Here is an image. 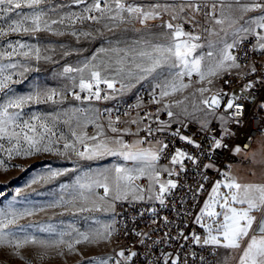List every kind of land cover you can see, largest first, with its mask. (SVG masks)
Returning <instances> with one entry per match:
<instances>
[{"label": "snow or ice", "instance_id": "obj_1", "mask_svg": "<svg viewBox=\"0 0 264 264\" xmlns=\"http://www.w3.org/2000/svg\"><path fill=\"white\" fill-rule=\"evenodd\" d=\"M236 4L240 6L243 12H261L262 14L256 17H250L245 21L247 27L242 26L239 30L233 33L234 36L243 39L240 33L252 34L256 36L257 46L261 51H264V34H261L257 29L264 30V0H250L249 3L241 4L240 0H235ZM72 4L77 6L84 5L82 13L61 11L63 8L69 7L68 4H53L52 0H0V20H5L9 13L15 12L16 19H12L7 23V26H0V37L6 36L10 33H37L48 32L52 35H65V32L59 27L63 28L74 27L75 24L81 23L85 20L99 23L101 20H108L117 22L119 24L131 23L133 21L139 22L143 26H147L148 21L160 19L161 14L158 11L162 6L160 4L150 5L146 10L144 7L134 3H128L127 0H92L89 4L88 0H71ZM165 11L172 9V20H182L183 23L192 22V20L184 19L181 13L186 9H192L193 12H199L202 7L198 0H182L181 3L163 6ZM27 8L30 11L20 12L18 9ZM216 5H212L213 12L211 15L217 25L225 23L224 18L215 17ZM98 14V15H97ZM205 15H210L205 13ZM183 23L173 24L172 22H165L161 27L169 31L165 35L169 36V42L166 44H153L145 42V47L137 51L132 49H114L117 53L116 60L117 67L115 74L122 76L123 79H135L137 81L146 80L151 77L155 81L153 102L160 103L164 98L182 91L189 87L184 82L185 77L191 79L195 74L199 77L198 82H202L210 77H215L221 72H227L230 68L239 67L236 63V56L232 49L237 44V40L232 43L224 41L222 46L216 48L215 45L209 43L210 49L206 56L210 60L205 63V57L194 56L198 48L203 47L199 43L201 37L195 32H185ZM235 23V21H233ZM107 26V25H106ZM112 28L109 27V31ZM223 30V29H222ZM71 35L79 39L80 36H88L90 33L71 32ZM183 38V39H182ZM103 51V50H102ZM123 53V55H121ZM135 53V55H132ZM70 54V53H66ZM14 57H22L27 60H35L39 63L42 59L51 61V57L42 55L40 47L16 41L15 44L9 42L5 50L0 51V92L6 93V99L0 103V153L6 154L9 159L14 156H31L35 153L52 152L57 155H64L69 152L75 154L82 160L98 159L105 155L119 156L125 161H132L137 166L128 168L120 165H113L111 169H105L94 175L84 174V177H77L76 184L73 187L71 200L65 201L61 198L60 201L54 202L48 207H65L72 205L77 208V212H107L114 208L113 200H120L126 198L127 193L145 191L143 188L137 186L134 182L147 176L149 179V188L147 191L153 192L154 196H149V199H155L160 205H165L166 196L172 190L177 188V183L172 179L165 181L161 180V174L167 173L169 177L179 175L174 168L167 167L157 170L156 164L160 159V154L151 149H139L133 151L135 145H129L122 139H114L113 144L118 147H111L108 143L98 139L103 135V128L100 125L98 135L87 136L86 133H77L76 128H72L70 121L75 118V113L69 115L68 112L64 116L68 117L63 122L70 126V134L72 139L64 134H58L56 130V123L60 119L59 115L52 117L32 116L28 120L20 121L23 113V108L29 102H52L57 103L55 97H63L61 92L56 89H48L41 92L36 91L29 95L17 96L11 92L9 85L11 83H19L18 80H13L14 72L11 69L23 68L24 72L29 70V65L21 64L19 61L14 62ZM7 59L9 63L2 61ZM96 57L93 56L91 60H86L81 67L65 66L59 75L70 79L72 88H79L80 92H87L88 96L85 99L101 100L108 99L109 96H101V84H105L107 89L116 91L114 78H109L102 74L100 66L93 61ZM75 73L76 75H71ZM23 75V73H21ZM211 83V80H209ZM134 85L124 84L121 82V89L132 87ZM251 88L252 85H247ZM156 90H159L158 92ZM201 94L208 91L207 88L199 89ZM74 99L81 100L82 97L75 91L72 92ZM220 95H214L210 99H205L202 103L210 110L213 107H219ZM236 97H233L227 102V109L242 107L234 103ZM170 105L164 104L163 110L167 111L169 118L174 113L169 110ZM14 110V111H10ZM83 112L84 110H76ZM239 115V113H235ZM223 119V118H222ZM118 120V118H117ZM91 122H94L91 121ZM136 123V121H133ZM164 124L165 122H160ZM81 123L77 120L76 127H80ZM86 126V124H85ZM111 127V125H110ZM162 130V129H158ZM112 132H117L115 127H111ZM150 131V128H149ZM227 131V130H225ZM182 140H187L189 144L194 143L187 137H180ZM87 140L97 141L94 145H88ZM60 141H64L62 145L63 151L58 147ZM140 141L138 143H142ZM77 144L83 146V150L77 147ZM222 143L219 139L214 141V149L221 148ZM168 145L163 144L160 151L167 148ZM199 148L200 145L196 144ZM240 151L239 148L236 149ZM191 161L192 164H197V158L188 153L176 150L171 157L170 163L172 165H179L180 171H185L184 161ZM4 166V161L0 160V167ZM204 168L214 167V165H203ZM5 170H7L5 168ZM67 171H74L68 169L63 171L49 170L46 174H41L34 177L28 184L31 187L41 181L47 182L57 176L66 174ZM115 173L114 187L109 183V175ZM225 181L223 187L228 189L227 193H221V182H217L212 188V195L209 201L205 203L200 215L195 217L194 222L205 229L207 235L202 239L201 236L192 233L190 238L193 243L201 247L215 246L226 249H241V255L238 264H264V184H240L234 178L230 177L228 173L224 174ZM203 186L201 185V188ZM103 188V195H96L95 189ZM115 191L116 195L109 199V194ZM17 196L20 192L17 191ZM138 199L144 197L138 196ZM90 205V206H89ZM219 205L221 211L214 210L215 206ZM234 205H241L246 207L237 208ZM45 207L39 209H24L18 210L14 205H9L7 208L0 209V246L11 247L17 252L28 246H38L41 248H56L66 246L68 251H73L75 247L81 243H94L101 240H108L112 236L111 225L105 224L102 228L89 229L81 231L80 229L69 226V231L55 232L52 225L40 227V231H47L54 233L53 239H41L35 235H20L26 226L19 225L21 220L37 214V211H45ZM261 213L259 219L255 213ZM75 214V213H73ZM211 218V223H202L204 216ZM222 217V220L219 218ZM100 223L99 220L95 221ZM167 223V218H165ZM256 225L253 228V225ZM19 225V227H17ZM27 227H32L28 225ZM251 233V234H250ZM137 235L146 236V234L137 233ZM167 236V233L165 234ZM180 237L187 240L189 236L183 232ZM169 239H172L169 237ZM247 243L244 244V241ZM142 239L140 243H144ZM156 243H159L157 241ZM242 244H244L242 248ZM137 255L136 252H129L125 254V250H120L116 253V257H101L94 261V264H109L114 261V264H131L133 257ZM118 257V258H117ZM203 259V258H201ZM159 264H182L178 254L164 252L158 258ZM155 264V262H150Z\"/></svg>", "mask_w": 264, "mask_h": 264}, {"label": "rangeland", "instance_id": "obj_2", "mask_svg": "<svg viewBox=\"0 0 264 264\" xmlns=\"http://www.w3.org/2000/svg\"><path fill=\"white\" fill-rule=\"evenodd\" d=\"M198 1L211 6L210 15L205 16L201 13L193 12L192 9H186L185 12L181 13V16L186 20L196 19L206 25L205 32L199 35L201 37L199 43L203 47L198 48L193 54L194 56L203 55L205 57V63L210 60L206 56V53L215 50L209 48V43L219 48L224 41L232 43L234 39L237 41L240 40L233 33L242 26L247 27L248 25L245 24V21L249 20L250 17H256L262 14L259 11L243 12L235 0ZM127 2L144 7L146 10L150 5L160 4L162 7L158 11L162 18L148 21L147 26H143L137 21L119 24L106 19L101 20L99 23L85 20L69 28H63L59 25L54 26L61 28L65 32V35L37 32L10 33L0 37V51L5 50L9 42L15 44L19 40L40 47L42 55H47L52 58L51 61L42 59L37 63L35 60L14 57V62L19 61L21 64L29 65V70L27 72H24L23 68L10 70L15 73L13 80L20 81L19 83H11L9 85L12 93L20 96L29 95L36 91L44 92L48 89H56L63 94L62 98L60 96L55 97L58 101L57 103L29 102L24 106L23 113L18 122L28 120L32 116L52 117L59 115L60 119L56 123L58 134L62 133L69 137V139H72L70 126L63 121L68 119V117L64 116L65 112H68L69 115H72L74 112L75 118L70 121V125L72 128H76L77 133H86L89 137L98 135L100 129L97 125H100L103 128V135L99 136L98 139L108 143L111 147H118L112 143L114 139L118 138L129 145H135L136 147L132 149L133 151L145 148L141 143H138L140 139L137 137L136 126L139 121L137 112L125 117L120 124L116 125L111 123L102 116L101 100H95L94 98L91 100L85 99L88 96L86 91L80 92L79 88L73 89L71 80L59 75L63 67H81L86 60H91L95 56L96 60L93 63L100 66L102 74L109 78H114L117 81L115 84L116 91L107 89V86L103 84V91L109 96L104 101L105 103L111 104L116 100H129L135 97L142 87H154L155 81L151 77L146 80L137 81L135 79H123L122 76H117L114 70L117 67L116 60L118 57L117 53L113 50L135 48L139 51L146 46V41L153 44L168 43L170 37L165 35V33L169 30L161 27V25L169 21L175 24V20L171 19L172 9L169 8L165 11L163 6L181 3L182 0H127ZM249 2L250 0H240L241 4ZM52 3L68 4L69 7L61 9L64 13L75 12L79 14L83 12V8L85 7L84 5L77 6L72 4L71 0H52ZM88 3L91 4L92 0H88ZM213 4L216 5L215 17L225 19L223 25H217L214 22V18L211 15L213 12ZM16 11L28 12L30 10L22 8ZM16 18L15 12L9 13L5 20H0V26L6 27L8 22ZM109 27L112 28L111 31H109ZM73 31L77 33H90V35L80 36L77 39L71 35ZM249 35L243 32L240 33V36L243 38ZM132 55H135V53H132ZM2 62L9 63L7 59ZM236 70V67L230 68L227 72H221L219 75L210 77L202 82H198L199 77L195 74L192 75L190 80L185 77L184 82L189 87L164 98L161 103L163 106L164 104L170 105L169 110L174 113L172 116L174 119H188L201 127H207L218 119L214 111L218 107L214 106L210 110L202 101L209 99L218 90L221 76L235 72ZM71 75L76 74L73 73ZM209 80H211V83H209ZM121 82L134 86L121 89ZM201 88H207L208 91L201 94L199 91ZM73 91L81 95L82 99H74ZM7 92L8 89L5 92H0V103L6 99ZM81 107L85 108V114L83 115L80 111H76L80 110ZM228 110L226 108V111ZM77 120L81 123V126L78 128L76 127ZM93 120L94 122H91ZM133 121H136V123H133ZM110 125L111 127H115L117 132H112ZM63 142L60 141L58 145L61 151H63ZM0 143H5L7 147L6 141H0ZM86 143L91 146L96 144L97 141L87 140ZM77 147L83 150L82 145L77 144ZM0 160L4 161V166L0 167V209L7 208L9 205H14L18 210L45 207V211H37L36 215L19 222V225L26 226L24 231L20 233L21 236L25 234L35 235L41 239L55 238L54 233L40 231V227L47 225H52L56 233L69 231V226H74L81 231H87L89 229L102 228L105 224L111 225L112 230L114 224V208L109 209L107 212H77L79 205L76 207L68 205L67 208H53L48 206L60 201L61 198L65 201L71 200L73 187L76 184L78 176L84 177L85 173L94 175L105 169H111L113 165L128 168L137 166L134 162L125 161L119 156L105 155L98 159L82 160L71 152L64 155H57L52 152L41 151L31 156H14L11 159L6 154L0 153ZM68 169H74V171H67L66 174L57 176L47 182L41 181L28 187V184L34 177L46 174L49 170L63 171ZM231 176L240 184H264V137L257 141L251 152L241 156L240 161L233 166ZM140 182V179H138L134 183L137 185ZM109 183L114 187L115 173L109 175ZM221 185L220 192L227 193L229 190L223 187V183ZM17 191L20 192L19 196L16 195ZM95 192L97 197L104 194L103 188H96ZM136 193L129 191L126 198H130L132 194ZM115 195L116 192L112 191L108 198L112 199ZM121 199H125L123 195ZM116 201L118 200H113L114 207ZM234 206L237 208L246 207L241 205ZM214 210L217 212L221 211L219 205H216ZM255 215L259 219L261 213L257 212ZM96 220H99L100 223H96ZM211 222V218L206 215L202 218V223L207 224ZM28 225H32V227H27ZM254 227L255 224L253 225ZM246 243L247 240L244 241V244ZM244 244H242V248ZM219 250V264H238L241 249L219 247ZM112 251L113 243L111 238L94 243H81L71 252L67 250L66 246L56 249L28 245L18 252L11 247L0 246V264H94L95 259L101 257L107 258L111 255Z\"/></svg>", "mask_w": 264, "mask_h": 264}, {"label": "built area", "instance_id": "obj_3", "mask_svg": "<svg viewBox=\"0 0 264 264\" xmlns=\"http://www.w3.org/2000/svg\"><path fill=\"white\" fill-rule=\"evenodd\" d=\"M199 3L206 4L207 7H202L198 13H210L209 4ZM191 20L189 23L175 20L174 23H183L185 32H195L198 35L205 32V24L196 19ZM257 31L264 34V30ZM232 52L240 66L236 67L235 72L220 77L218 90L210 96L211 98L219 94L221 97L220 106L214 109L218 119L207 127H201L188 119L169 118L162 103L153 102L154 87H142L136 96L129 100H116L107 104L104 102L106 99H101L103 118L116 125L128 115L137 112V137L143 141L141 144L147 147L156 143L157 152L160 154L158 163L169 165L170 169L174 168L179 172V175L172 177L163 173L166 179L177 183V188L166 196L163 206L156 200L116 201L111 257H116L120 250H125L126 255L134 251L137 255L133 257L131 264H159L161 253L169 252L178 254L182 264H219V247H201L192 242V233L202 239L207 235L205 229L194 222L195 217L200 215L205 203L209 201L215 184L226 182L225 173L232 177L233 166L240 161L243 154L251 152L257 141L264 137V51L258 48L256 36L250 34L238 40ZM249 84L252 85L251 88L247 87ZM100 87L103 97L106 95L103 91L104 85L101 84ZM233 97L237 98L234 103L242 107L226 111L227 102ZM81 109L84 111L80 113L85 114V108ZM182 136L194 143L189 144L187 140H182ZM216 139L224 146L214 149ZM163 144L168 147L161 152ZM196 144L200 147H195ZM237 148L240 149L239 152L236 151ZM177 149L196 157L197 164L185 160V171L181 172L179 165L170 163ZM203 165L214 167L204 168ZM181 232L189 236V239L180 237ZM142 239L144 243H140ZM157 241L159 243H156ZM109 264H114V261Z\"/></svg>", "mask_w": 264, "mask_h": 264}, {"label": "crops", "instance_id": "obj_4", "mask_svg": "<svg viewBox=\"0 0 264 264\" xmlns=\"http://www.w3.org/2000/svg\"><path fill=\"white\" fill-rule=\"evenodd\" d=\"M143 149H151V150H153V151H157V144L156 143H152V144H150L149 146H147V147H145V148H143ZM156 167H157V170H159L160 168H163V167H167V168H169V165H161V164H159L158 162H157V164H156ZM161 180L162 181H165V180H167L164 176H163V173L161 174ZM140 183H137V185H139L141 188H143L145 191H143L142 193H140V192H137L136 194H132L131 196H130V198H125V199H133V200H155L154 198L153 199H149L148 197L149 196H154V193L153 192H149V191H147V189L149 188V184H150V182H149V179H148V177L147 176H144V177H142L141 179H140ZM143 196L144 198L143 199H138L137 197L138 196ZM220 220H222V217H220L219 218Z\"/></svg>", "mask_w": 264, "mask_h": 264}, {"label": "water", "instance_id": "obj_5", "mask_svg": "<svg viewBox=\"0 0 264 264\" xmlns=\"http://www.w3.org/2000/svg\"><path fill=\"white\" fill-rule=\"evenodd\" d=\"M255 227H256V225H255ZM255 227H254V228H255Z\"/></svg>", "mask_w": 264, "mask_h": 264}]
</instances>
